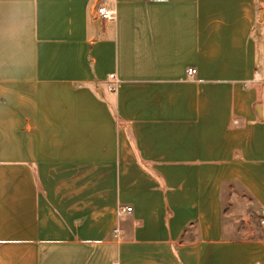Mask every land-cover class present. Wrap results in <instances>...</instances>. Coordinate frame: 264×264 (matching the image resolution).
Segmentation results:
<instances>
[{"label": "crops", "instance_id": "0c3cea01", "mask_svg": "<svg viewBox=\"0 0 264 264\" xmlns=\"http://www.w3.org/2000/svg\"><path fill=\"white\" fill-rule=\"evenodd\" d=\"M235 190L260 223L264 0H0V264H264Z\"/></svg>", "mask_w": 264, "mask_h": 264}, {"label": "rangeland", "instance_id": "374dc122", "mask_svg": "<svg viewBox=\"0 0 264 264\" xmlns=\"http://www.w3.org/2000/svg\"><path fill=\"white\" fill-rule=\"evenodd\" d=\"M225 207L228 214L227 220L233 221L236 228H240L239 240L246 242L252 248H256L253 245L262 243L264 230L260 228L258 213L250 207V199L247 195H242L235 190L234 196L226 200Z\"/></svg>", "mask_w": 264, "mask_h": 264}, {"label": "built area", "instance_id": "2783aa9c", "mask_svg": "<svg viewBox=\"0 0 264 264\" xmlns=\"http://www.w3.org/2000/svg\"><path fill=\"white\" fill-rule=\"evenodd\" d=\"M97 14L98 17L102 20H112L114 18V12L104 4H101L97 7ZM190 74L196 73V69L190 68L189 69ZM111 79L116 81V78L114 75L111 76ZM111 90H114L115 87L113 85L110 86ZM133 211L132 206H120L119 212L120 214H131ZM260 224L264 230V209L261 211V218H260ZM120 230L118 228L114 229L115 236L118 237ZM113 264H119L118 262H114Z\"/></svg>", "mask_w": 264, "mask_h": 264}]
</instances>
